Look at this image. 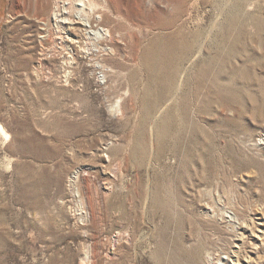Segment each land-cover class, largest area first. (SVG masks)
<instances>
[{"label": "rangeland", "instance_id": "1", "mask_svg": "<svg viewBox=\"0 0 264 264\" xmlns=\"http://www.w3.org/2000/svg\"><path fill=\"white\" fill-rule=\"evenodd\" d=\"M157 1L0 0V264H264L263 117L213 84L261 99L264 0H159L172 29L132 26L177 35L156 85L125 14Z\"/></svg>", "mask_w": 264, "mask_h": 264}, {"label": "bare ground", "instance_id": "2", "mask_svg": "<svg viewBox=\"0 0 264 264\" xmlns=\"http://www.w3.org/2000/svg\"><path fill=\"white\" fill-rule=\"evenodd\" d=\"M48 1V0H42ZM56 1V0H55ZM61 0H58L60 2ZM69 13L75 10V6L77 2L82 3V10H84L87 6L88 9L90 7L99 9L96 14L93 16V20L95 23L104 22L105 19L107 20L108 14H116V10L113 6L112 0H106V3L102 5L98 0H67ZM169 3V2H168ZM57 10H61V6L59 3L56 4ZM141 8V6H140ZM139 8V9H140ZM146 9V8H145ZM54 12V8L52 9ZM140 11V10H139ZM146 14H151V21L147 20L144 22H136L133 20L134 14L127 12L125 14L126 19L130 22V27L127 29L126 33L129 38L130 43V57L133 62L137 64H142L146 67L148 72L152 75L154 79V84L158 85L159 82L162 80L163 77H167L166 69L171 66L174 61L179 57L178 49H179V42L177 39V35L174 32H170V34L166 37H160L154 40L142 41L140 36L132 30V26L137 27L139 29H172L175 20L169 19L163 20L162 15H164V11L160 7V1L158 0L154 3L152 9L145 10ZM99 15L102 18L101 21H97L96 16ZM122 15V14H121ZM144 14H142L143 16ZM137 16V14L135 15ZM141 20V19H140ZM73 27L77 24L80 25L78 21L75 19L69 18ZM65 24V23H64ZM66 25V24H65ZM72 29V28H71ZM111 37V36H110ZM228 63L221 67L215 73L214 76V86H216V93L218 95H225L226 104L228 108H237V111L240 114L245 115V111L248 110V102L250 101L252 107L255 109L253 113L254 119L258 117H263V123L261 126L260 134L264 136V87L261 88V99L256 96V94L245 88L239 89L235 78L232 76H227L225 68L227 67ZM234 74V73H233ZM252 87V86H251ZM171 127V118L165 122L163 128V135L161 138H167L169 136V130ZM263 150V149H262ZM263 158H264V150H263ZM193 257H197V255L193 254Z\"/></svg>", "mask_w": 264, "mask_h": 264}]
</instances>
